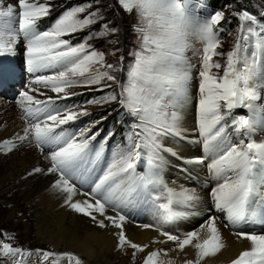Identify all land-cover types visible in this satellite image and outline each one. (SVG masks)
Here are the masks:
<instances>
[{
    "label": "snow or ice",
    "instance_id": "6c2138e0",
    "mask_svg": "<svg viewBox=\"0 0 264 264\" xmlns=\"http://www.w3.org/2000/svg\"><path fill=\"white\" fill-rule=\"evenodd\" d=\"M117 2L127 13L135 11L138 14V30L142 34L141 51L136 54L126 82L117 81L110 71L102 70H114V65L104 62L103 52L95 50L86 41L72 44L71 40L64 38L102 19L98 11L81 19L79 14L87 9L72 7L43 31L39 30L38 21L49 15L47 4L18 0V10L8 7L0 11V57L16 55L15 45L18 37L22 36L26 42L23 55L27 71L37 74L51 70V74L36 75L32 83L55 94V97L46 96V92L35 87L19 94L17 103L25 113L27 126L18 139L34 142L41 150L45 147L50 150L47 174L55 177L52 186L76 213L90 218L102 229H117L115 235L120 250L128 245L142 252L147 247L132 242L126 235L125 224L129 217L123 210L148 193L150 187H162L167 193V203L158 204L162 210L159 214L161 226L145 224L141 227H155L161 236L175 242L181 251L186 246L194 247L197 259L186 264H200L202 259L216 255L225 247L217 226L219 217L209 216L199 231L192 230L183 235L173 234L162 227L184 215L174 210L175 190L163 184L160 169L164 167L161 163L164 153L172 152L167 141L181 138L187 131L182 121V108L188 101L193 65L185 51L192 47L191 37L198 38L204 45L198 73V131L205 156L198 157L195 162L204 163L206 158H210L207 167L218 182L209 193L214 208L225 214L226 227H238L257 214L264 217V208L259 207L264 205V142L248 138L255 131V122L249 118L236 115L231 125L227 121L237 108L264 111V106L256 103L261 101L264 91V20L247 10L239 13L241 35L234 49L227 53L223 75H219L213 69L219 70L222 65L214 62L213 58L224 55L217 52L221 45L215 31L222 13L201 21L194 15L189 0ZM103 28L105 31L97 35L116 31L108 29L107 24ZM91 38L90 35L88 39ZM105 82L118 83L120 93L89 103L118 102L129 117V136L112 151L111 159L102 172L95 175L97 165L104 158L108 138L94 144L99 132L88 136L90 128H81L75 133L65 129V125L75 123L89 113L79 106H60L59 100L69 98L71 94L67 89L74 86L111 87ZM32 92L46 98L36 99L30 94ZM230 126L240 134L235 142L227 131ZM172 154L175 155L174 152ZM42 171L36 167L32 173ZM179 194L185 204L200 199L194 192L180 190ZM77 196L84 199H75ZM154 199L159 201L161 195H155ZM205 229L207 235L201 238ZM235 234L250 241L251 248L243 251L232 264H264V234ZM161 251L167 254L165 250L153 251L144 264H159ZM0 255L10 259L12 264H21L18 256L30 257L32 254L3 243ZM53 256L57 254L44 251L41 259L48 261ZM63 258L69 264H82L81 259L72 253L59 254L52 264H59Z\"/></svg>",
    "mask_w": 264,
    "mask_h": 264
},
{
    "label": "rangeland",
    "instance_id": "374dc122",
    "mask_svg": "<svg viewBox=\"0 0 264 264\" xmlns=\"http://www.w3.org/2000/svg\"><path fill=\"white\" fill-rule=\"evenodd\" d=\"M29 2L47 4L50 8L48 16L55 14L58 15V18L66 10L76 6H83L87 9L86 12L79 14V18L81 19L88 16L91 12L98 11L102 19H97L95 23L85 27L83 30L64 38L71 40L72 44L86 41L87 44L95 50L103 52L105 54L104 62L114 65V70L106 68L102 70L110 71L112 75L116 76L117 81H127L129 69L133 66L136 54L141 51L142 45V34L138 30L139 17L135 11L131 14L127 13L118 4L117 0H29ZM189 3L192 5V0H189ZM248 4L253 5L254 12L256 13L252 15H256L259 19L264 20V0H224L222 7L214 10L208 17H198L200 14L194 9V15L201 21L208 19L218 12L222 13V19L215 26V31L220 39L221 45L217 49V52L224 53V55H217L213 58L214 62H219L222 65L219 70L213 69L214 73L218 71L219 75H223V66L226 65L227 53L234 49L237 38L241 35V20L239 13L245 11L246 8L244 5ZM8 7H14L18 10V0H0V11H5ZM196 8L198 10L200 9L199 6H196ZM227 19H229V23L232 24L230 30H224L220 24ZM248 23L250 24V22ZM105 24L108 25V29L114 28L116 31L114 33L109 32V34L104 36L97 35L105 31L103 28ZM16 27L18 29V24ZM47 29L48 28L45 30ZM90 35L92 38L88 39ZM25 43L22 36L18 37L15 45L16 55L0 57V126L3 122H6L9 126L13 125L15 128L13 141L18 146L23 145V149L29 148V146L34 143L29 140L21 142L18 139L19 136L23 135L24 129L27 126L25 113L17 103L19 94L23 91H27L29 88L35 87L39 91L46 92V96L55 97V94L52 93L50 89H45L42 85H34L32 83L36 75H48L51 74V70L37 74H32L27 71V65L23 55L26 50ZM190 43L192 47L189 48V55L191 56L194 66V82L199 85L200 77L198 73L201 70L202 50L204 45L196 37H191ZM194 50L198 51L194 52ZM75 79L83 78L76 77ZM105 83L111 84V87L102 88V85L71 87L67 89V92L71 94L69 98L59 100L60 106H79L86 109L89 113L88 116L80 117L75 123L65 125V129L75 133L81 128H90L91 130L87 133L88 136H91L95 132H99L97 140L93 142L94 144L105 137L108 138L107 144L105 145L104 158L97 165L95 175H99L102 172L111 159L112 151L117 149V145H122L125 138L129 136V127L127 133L122 135V131L119 130L120 125H114L112 122L113 117L120 111H122L123 114L125 113L127 123L129 120L125 110L118 102L89 103L91 100H102L105 96L118 95L120 93L121 88L118 83ZM30 94L35 96L36 99L46 98V96H40L36 92ZM261 95V101L256 103L264 106V91H262ZM262 112L264 115V111ZM236 115H243L256 123L259 116V109L255 112L247 108L234 109L232 116L227 118L229 125H231L233 116ZM227 131L234 142L240 138V134H237L231 126ZM121 136L122 138L124 137L122 143L119 140ZM248 138H254L256 140L254 133ZM172 139L178 142L180 138ZM37 149L40 160L44 161L46 158L49 160L48 156L50 150L47 147H45L44 150L40 148ZM1 150H3V147L0 145V247H2L3 243H8L14 248H21L25 252L31 253L32 255L30 257H17V260L21 261V264H52V260L63 253H72L83 262L90 260L95 264H105L99 258L90 259L84 253L77 252L75 245L68 246L64 241H61L58 247L53 248L51 243L43 241L44 238L48 239L47 235L49 233L41 236L39 228L34 225L33 216L31 214L33 205L39 206L40 203L36 202L31 205L26 200L27 193L23 190L25 179L19 176L20 171H16L18 161L12 160L9 154H2ZM18 152L22 153L20 150H18ZM145 159H148V157H145ZM164 160L165 158L161 161L164 167L160 169V173L165 169ZM44 165H50V160L48 162L44 161ZM39 176L40 174H38V177ZM163 184L165 185L164 182ZM30 189L31 187L29 190ZM57 192L58 190L53 189L54 196ZM157 194L161 195L159 201L154 199V196ZM159 203H167V193L162 187H157L155 189L150 187L148 193H145L138 201L129 204L123 211L128 215V220L133 222L138 221L137 218L148 212L154 213L157 211L158 222L160 223L159 214L162 213V210L158 208ZM38 220L41 221V219ZM90 220L91 219H89L87 223H93V221ZM60 222L61 219L57 216L55 218V226ZM63 222L70 223L71 229L73 228L76 232L81 230L78 228L80 219L74 216L73 211L69 213L65 212ZM143 223L144 222H140L139 224ZM170 225L171 223L165 226L169 227ZM41 232L44 233L48 231L42 230ZM68 233L69 232H64L65 239ZM70 233L74 234L75 232L71 230ZM168 243L178 248L175 242L168 241ZM161 247L165 251L168 250V246L162 244ZM37 250H40V253H37ZM44 251L55 253L57 256L50 257L48 261H42L41 254ZM67 263L69 262L67 261ZM0 264H12V262L7 257L0 255ZM59 264H63L62 259L59 260ZM117 264H120V259Z\"/></svg>",
    "mask_w": 264,
    "mask_h": 264
},
{
    "label": "bare ground",
    "instance_id": "6f19581e",
    "mask_svg": "<svg viewBox=\"0 0 264 264\" xmlns=\"http://www.w3.org/2000/svg\"><path fill=\"white\" fill-rule=\"evenodd\" d=\"M185 56L193 65L189 49L185 51ZM192 79L188 88V101L182 108V121L187 131L179 139L174 141L170 139L167 141L172 152H165V169L160 173L161 179L165 185L174 192V210H179L184 213L181 217L174 220L169 227L162 225L163 229L177 235H183L192 230L199 231L208 220L209 216H217V226L222 235L225 247L216 255L209 256L200 261V264H232V262L245 251L250 250L251 243L247 239L242 238L235 233L244 232L248 234H264V217L257 214L249 218L245 223L238 227H233L227 224L225 214L218 212L214 208V201L210 196V190L214 189L218 183L209 173L207 164L210 163V158H206L204 163L195 162L198 157L205 156L202 147V139L199 137L198 119H199V92L198 83L194 82V66L191 68ZM264 120L263 112L259 110L258 120L255 123L254 136L258 142H264ZM15 128L13 125L9 126L3 122L0 126V145L3 147L1 153L9 154L12 160H17L18 165L16 171L19 176L25 179L23 190L27 193L26 200L33 205L39 202V206L32 208L31 214L33 216L34 225L39 228L41 236L47 235L48 239H43L45 242L52 244L53 248L58 247L61 241L68 246L75 245L77 252H82L91 258H99L105 264H117L120 259V264H144L147 256L157 250H163L161 245L168 246L165 255L163 251L160 252L158 261L159 264H186L187 261H195L197 259V250L192 246H186L183 251L175 248L168 243L166 237L161 236L155 227L144 228L141 225H154L160 227L158 222V212L147 213L137 218L138 221L133 222L128 220L125 224L126 235L129 239L139 245H147L144 251H136L130 246L125 245L122 250L117 248L118 231L114 228H100L94 223H87L90 219L82 214L76 213L64 203L63 195L59 192L53 194L52 182L54 175L47 174V169L50 165H44V161L48 162L46 158L40 160L38 149L34 144L29 148L23 149V145H16L13 141ZM5 141H11V144H5ZM22 151V153L18 152ZM40 167L43 171L40 173H32V170ZM32 173V174H30ZM38 174L40 176L38 177ZM13 177V176H12ZM11 177V178H12ZM31 189L29 190V188ZM57 190V189H56ZM180 190L187 193H196L200 199L194 203L185 204L182 202ZM264 191V188H262ZM75 199H84L83 196H77ZM264 208V205L259 206ZM73 211L74 216L80 219L78 228L81 230L76 232L71 229L70 223H65V212ZM59 217L61 222L55 226V218ZM38 219H41L38 220ZM91 221V220H90ZM40 222V223H39ZM144 222L143 224H139ZM42 230L48 232L42 233ZM75 232L74 234L70 231ZM64 232H69L67 238H64ZM207 235L206 229L201 232V238ZM157 242H153V241ZM172 242V241H171ZM135 253V254H134ZM182 257V259H181ZM67 259L63 258V264L67 263ZM74 264V262H72ZM82 264H95L87 260Z\"/></svg>",
    "mask_w": 264,
    "mask_h": 264
},
{
    "label": "trees",
    "instance_id": "16d2710c",
    "mask_svg": "<svg viewBox=\"0 0 264 264\" xmlns=\"http://www.w3.org/2000/svg\"><path fill=\"white\" fill-rule=\"evenodd\" d=\"M192 2H193L192 4L193 8L197 10L198 14H200V16L198 17H208V15H210L214 10L220 9L222 7V3L224 2V0H192ZM196 6H199L200 9L198 10ZM244 6L249 13L256 14L254 12L253 5L248 4ZM57 16L58 15L51 14L50 16L41 19L38 22L39 30L43 31L46 28H49L58 18ZM220 24L224 30H230V28L232 27V24L229 23V19L221 22ZM112 122L114 125H118V124L120 125L119 130L122 131V135L127 133L129 126L127 123V118L125 113L123 114L122 111L118 112L113 117ZM119 140L122 143L124 141V137L122 138L121 136Z\"/></svg>",
    "mask_w": 264,
    "mask_h": 264
}]
</instances>
